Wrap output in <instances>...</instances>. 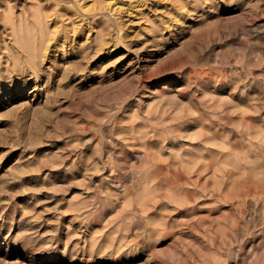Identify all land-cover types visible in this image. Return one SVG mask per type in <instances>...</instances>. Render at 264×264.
I'll list each match as a JSON object with an SVG mask.
<instances>
[{"label": "rangeland", "instance_id": "1", "mask_svg": "<svg viewBox=\"0 0 264 264\" xmlns=\"http://www.w3.org/2000/svg\"><path fill=\"white\" fill-rule=\"evenodd\" d=\"M0 264H264V0H0Z\"/></svg>", "mask_w": 264, "mask_h": 264}, {"label": "bare ground", "instance_id": "2", "mask_svg": "<svg viewBox=\"0 0 264 264\" xmlns=\"http://www.w3.org/2000/svg\"><path fill=\"white\" fill-rule=\"evenodd\" d=\"M47 46H48V45H47ZM38 47H39V48H38ZM37 48H38L37 50L43 48V44H41V45L39 44V46H37ZM23 50H24V49H23ZM38 52H39V51H38ZM35 54H36V55H35ZM35 54H34L35 57H36V56L39 57V55L42 54V53L40 52V54H37V53H35ZM28 55H31V54L29 53ZM40 56H41V55H40ZM29 57H30V56H29ZM35 57H34V58H35ZM32 92H33V91H32Z\"/></svg>", "mask_w": 264, "mask_h": 264}]
</instances>
